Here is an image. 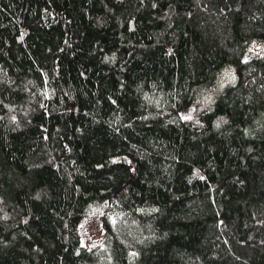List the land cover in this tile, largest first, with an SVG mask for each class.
<instances>
[{
    "label": "trees",
    "instance_id": "1",
    "mask_svg": "<svg viewBox=\"0 0 264 264\" xmlns=\"http://www.w3.org/2000/svg\"><path fill=\"white\" fill-rule=\"evenodd\" d=\"M253 43L264 0H0V264H264Z\"/></svg>",
    "mask_w": 264,
    "mask_h": 264
},
{
    "label": "rangeland",
    "instance_id": "2",
    "mask_svg": "<svg viewBox=\"0 0 264 264\" xmlns=\"http://www.w3.org/2000/svg\"><path fill=\"white\" fill-rule=\"evenodd\" d=\"M246 55L252 57L253 55L260 54L264 55V45H260L259 43L250 44L245 51ZM245 56V55H244ZM245 56V57H248ZM248 57V58H249ZM235 66V65H234ZM233 65H227L222 69L221 76L219 82L216 84V87H211L206 92H203L196 97L195 100L188 102L187 104L183 105L179 112L181 118L190 123L193 126H200V116L203 112L207 111L215 98L228 86L230 85L235 76V67ZM97 225L91 224V226H87L85 231L88 232V237L94 235L97 229Z\"/></svg>",
    "mask_w": 264,
    "mask_h": 264
}]
</instances>
